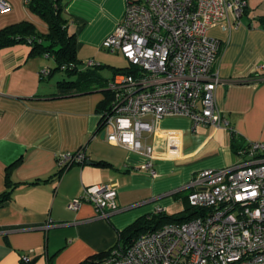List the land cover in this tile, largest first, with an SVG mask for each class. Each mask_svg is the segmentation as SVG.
Listing matches in <instances>:
<instances>
[{
  "label": "crops",
  "instance_id": "obj_1",
  "mask_svg": "<svg viewBox=\"0 0 264 264\" xmlns=\"http://www.w3.org/2000/svg\"><path fill=\"white\" fill-rule=\"evenodd\" d=\"M7 1L11 8L0 12V29L28 20L41 32L49 30L26 0ZM127 1L65 0L82 67L88 60L98 70L120 67L103 41L122 20ZM247 5L248 14L229 15L227 28L208 30L222 44L216 102L225 120L194 129L189 117L162 118L149 137L157 176L141 168L143 154L105 139L98 111L104 89L68 92L49 80L53 75H41L43 68L55 65L54 58L30 56L28 44L0 50V193L7 188L8 168L21 159L11 173L16 183L12 198L0 207V264H23V253H30L32 264L90 259L111 249L119 231L138 218L185 203L187 185L198 171L238 163L232 130L249 142L264 143V0H247ZM82 147L91 164L75 163L63 172L58 155ZM99 159L112 166L91 161ZM106 183L116 185L120 207L109 217L98 216L90 202L77 210L69 207L87 186Z\"/></svg>",
  "mask_w": 264,
  "mask_h": 264
},
{
  "label": "built area",
  "instance_id": "obj_2",
  "mask_svg": "<svg viewBox=\"0 0 264 264\" xmlns=\"http://www.w3.org/2000/svg\"><path fill=\"white\" fill-rule=\"evenodd\" d=\"M246 6L247 0H128L122 20L103 41L106 51L130 63L108 82L114 97L100 124L105 139L143 154L141 168L157 176L149 137L162 118L189 117L194 129L221 125L216 89L222 44L208 30L227 28L229 15L240 18ZM10 8L0 0V12ZM41 75L49 76L50 69ZM239 155L235 165L195 173L187 185L188 201L197 210L193 218L141 234L102 264H264V143L251 141ZM88 159L84 147L58 155L63 172ZM84 202L100 217L120 209L112 183L87 186L69 207L77 210ZM21 258L31 261L30 253Z\"/></svg>",
  "mask_w": 264,
  "mask_h": 264
},
{
  "label": "trees",
  "instance_id": "obj_3",
  "mask_svg": "<svg viewBox=\"0 0 264 264\" xmlns=\"http://www.w3.org/2000/svg\"><path fill=\"white\" fill-rule=\"evenodd\" d=\"M26 3L33 12L40 15L48 23L49 30L41 32L33 22L28 20L7 25L0 29V50L17 44H28L31 47L30 56L54 58L55 65L48 67L50 75H55L58 71H65L69 78L59 79L57 85L68 92L81 93L93 91L96 88L104 89L105 98L98 106L102 121L105 112L110 110L114 97V93L108 88L110 79L102 76L95 66L82 67L81 60L78 57L76 33L71 30V23L64 13L65 0H28ZM248 11L249 6L247 5L243 15L248 14ZM261 19L264 20V16H261ZM127 68L128 66L114 67V74L121 70H127ZM105 86L107 88H103ZM231 143L237 154H240L241 149L248 147L250 144L234 130H232ZM19 161L8 168L7 188L0 193V207L12 198L16 183L12 181L11 173ZM91 161L94 165L112 166V163L105 159ZM37 182L39 180L34 181V183ZM185 198L186 206L181 212L168 214L161 211L138 218L119 231V239L111 249L98 253L90 259H85L79 264H102L114 249H127L141 234L155 230L169 222L190 220L196 215L197 210L190 205L187 196ZM185 211H188V214L183 215ZM23 264H32V262H23Z\"/></svg>",
  "mask_w": 264,
  "mask_h": 264
},
{
  "label": "rangeland",
  "instance_id": "obj_4",
  "mask_svg": "<svg viewBox=\"0 0 264 264\" xmlns=\"http://www.w3.org/2000/svg\"><path fill=\"white\" fill-rule=\"evenodd\" d=\"M111 55L113 56V59L116 60V63H113V64H116L117 66H120V67L130 66V63L127 59L122 58L119 55H114V54H111ZM50 61H51V64L53 63L52 65H54L55 62L53 60H50ZM113 71H114V69L111 66H107V65L105 67L99 69L100 74L102 76H104L105 78L112 76ZM63 78H69V76L66 74L65 71H58V72H56L55 75L50 77L49 80L51 82H54V81H58L59 79H63ZM103 88H107V86H105ZM185 206H186V203H184L182 201H177L176 204H174L170 208L166 209V213H168V214L179 213L185 209ZM186 214H188V211H185L183 213V215H186Z\"/></svg>",
  "mask_w": 264,
  "mask_h": 264
},
{
  "label": "water",
  "instance_id": "obj_5",
  "mask_svg": "<svg viewBox=\"0 0 264 264\" xmlns=\"http://www.w3.org/2000/svg\"><path fill=\"white\" fill-rule=\"evenodd\" d=\"M87 163L91 164V162H90V161H88Z\"/></svg>",
  "mask_w": 264,
  "mask_h": 264
}]
</instances>
